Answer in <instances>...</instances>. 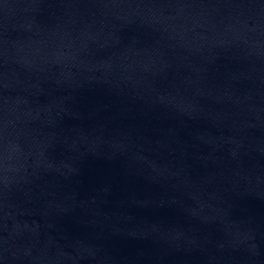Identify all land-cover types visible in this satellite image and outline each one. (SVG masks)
<instances>
[{
  "label": "water",
  "instance_id": "1",
  "mask_svg": "<svg viewBox=\"0 0 264 264\" xmlns=\"http://www.w3.org/2000/svg\"><path fill=\"white\" fill-rule=\"evenodd\" d=\"M0 264H264V0H0Z\"/></svg>",
  "mask_w": 264,
  "mask_h": 264
}]
</instances>
